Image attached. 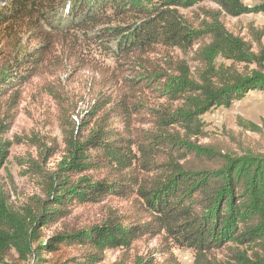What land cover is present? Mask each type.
Masks as SVG:
<instances>
[{
  "label": "trees",
  "instance_id": "trees-1",
  "mask_svg": "<svg viewBox=\"0 0 264 264\" xmlns=\"http://www.w3.org/2000/svg\"><path fill=\"white\" fill-rule=\"evenodd\" d=\"M259 2L0 0V36L26 27L37 43L18 53L11 75L0 76L9 123L24 88L61 67L53 54L58 38L83 39L111 60L97 67L100 98L81 120H73L69 103L63 160L52 170L46 161H28L37 193L17 206L0 177V264H101L107 251L153 239L162 240L163 262L151 255L136 264H181L175 247L191 250L194 264H264V155L241 143L237 151L222 141L202 142L209 139L206 114L252 91L264 93V29L251 26L242 36L225 24L227 17L264 14ZM64 7L68 22L52 25L50 14ZM194 8L195 21L181 13ZM43 24L69 31L53 38L42 33ZM148 91L164 102L149 105ZM3 120L0 171L11 149L3 136L13 123ZM121 202L130 209L114 206ZM102 204L100 223L62 224L46 236L72 210ZM71 249L78 255L70 257Z\"/></svg>",
  "mask_w": 264,
  "mask_h": 264
},
{
  "label": "rangeland",
  "instance_id": "rangeland-1",
  "mask_svg": "<svg viewBox=\"0 0 264 264\" xmlns=\"http://www.w3.org/2000/svg\"><path fill=\"white\" fill-rule=\"evenodd\" d=\"M259 0H245L248 7L259 5ZM70 6V4H69ZM67 6V7H69ZM67 7L60 9L56 14H50V23L57 22L63 25L68 22L69 11ZM203 8L215 9L213 4H202ZM181 13L191 21L198 19L199 8L181 10ZM226 27L235 34L248 36L249 28L264 29V14H248L238 18L227 17ZM42 33H49L51 37L58 34L64 36L69 31V25L61 29L60 33L53 31L47 24H43ZM7 34V33H6ZM0 36V76H8L10 67L19 52L31 50L35 44L36 37L26 27L17 29L13 34ZM54 50L55 61H59L60 68L54 70V76L45 74L34 78L22 92V100L17 109L11 112L12 124L5 117L8 107L6 102L9 98L0 103V118L4 124L11 125L6 131L4 141L10 143V157L5 169L0 171V177L7 185L12 201L21 206L26 197L37 193V187L29 177L31 174L28 161L34 159L43 163L48 170L55 169L63 160L65 155V132L69 127V103L70 111L74 112L76 122L81 120L100 98L101 89L98 87L99 78L95 75L97 67H105L111 64L105 53L95 44L85 42L69 43L61 37ZM54 41V40H53ZM161 56L162 53L160 54ZM185 58L181 53L175 52V56ZM158 56V57H161ZM3 78V77H2ZM158 94L146 92L145 97L149 105L163 103ZM70 101V102H69ZM76 108V109H75ZM206 124V131L209 139L222 141L231 148L240 151L241 143L244 148L264 155V93L252 91L245 99L236 102L231 108L215 109L203 117ZM247 122L260 128V132L246 130L242 123ZM25 173V175H23ZM106 204V203H104ZM97 205L90 208H78L52 230L46 231V236L52 237L57 231L63 229V225L75 229L91 227L100 223L105 218V211L102 206ZM116 208L125 211L130 209L126 202L115 203ZM162 240H140L132 248L126 250H113L105 253V260L101 264H136L140 259L147 256H154L157 263L163 262ZM79 252L75 249L69 250V255L76 256ZM174 255L181 264H194L195 257L191 250L174 248ZM25 264H40L39 261H31Z\"/></svg>",
  "mask_w": 264,
  "mask_h": 264
}]
</instances>
